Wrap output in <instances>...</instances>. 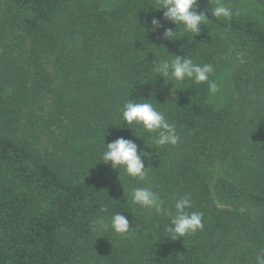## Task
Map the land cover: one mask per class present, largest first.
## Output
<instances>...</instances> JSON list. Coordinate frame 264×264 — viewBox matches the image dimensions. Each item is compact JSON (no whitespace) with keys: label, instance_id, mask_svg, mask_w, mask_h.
Returning <instances> with one entry per match:
<instances>
[{"label":"trees","instance_id":"16d2710c","mask_svg":"<svg viewBox=\"0 0 264 264\" xmlns=\"http://www.w3.org/2000/svg\"><path fill=\"white\" fill-rule=\"evenodd\" d=\"M223 2L239 14L217 20L211 0H198L210 23L169 42L158 37L176 26L154 0H0V264H257L264 0ZM153 17L163 25L155 35L144 24ZM151 45L212 64L221 92L206 103L207 85L187 82L170 95L151 73L167 54ZM142 98L176 124L175 146L125 129V102ZM120 137L145 154L144 181L100 159ZM144 186L168 207L188 194L203 230L164 237L166 218L127 203ZM116 213L135 231L114 234Z\"/></svg>","mask_w":264,"mask_h":264},{"label":"clouds","instance_id":"9594fccd","mask_svg":"<svg viewBox=\"0 0 264 264\" xmlns=\"http://www.w3.org/2000/svg\"><path fill=\"white\" fill-rule=\"evenodd\" d=\"M211 3V16L217 20H230L234 15L239 14L234 12L233 8L223 0H211ZM153 7L157 11L162 10L161 19L163 21L176 26L163 29L162 34L158 37L162 41H177L185 38L186 34H191L193 39L200 34L203 25L210 23L209 9L207 15L205 11L198 10V0H154ZM161 19L155 17L151 20L146 19L144 24L147 31L155 35L163 27ZM151 46L166 52L163 46ZM214 71V66L210 63L200 64L188 56L169 54L166 57L155 59L151 68V73L159 77L164 85L172 86L168 89L170 95H174L177 90L174 85L187 82L194 85L206 84L208 90L206 103H210L211 99L221 92V85L217 80L211 78ZM176 99L178 100V98ZM170 104L176 106L175 102ZM155 105L158 104L154 103L152 99L145 100L143 98L139 102L135 100L125 102L121 115V120L127 126L125 129L132 131L135 128L136 135H133L136 138H139L142 133L149 134V140L156 147L175 146L180 140L177 126L170 122L165 113ZM103 148L104 151L100 159L105 165L114 170L118 169L119 174L122 171L127 177L139 181L145 180L149 168L145 167V160L142 159L145 154L138 152V146L134 140L120 137L106 146L103 143ZM127 203L133 207L147 210L150 214L155 213L158 217L166 218L168 225L163 228V236L171 240L184 238L204 228L203 213L191 211L193 203L188 194L174 198V203L168 207L165 201L150 187H136L131 190ZM101 211H107V209L102 208ZM130 223L128 216L116 213L111 217L109 228L114 234L123 237L135 231L130 228ZM257 264H264V249L257 256Z\"/></svg>","mask_w":264,"mask_h":264}]
</instances>
